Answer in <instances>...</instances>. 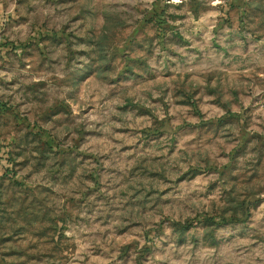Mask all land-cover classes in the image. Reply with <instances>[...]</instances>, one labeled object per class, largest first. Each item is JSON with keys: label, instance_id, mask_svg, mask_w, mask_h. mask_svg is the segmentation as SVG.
<instances>
[{"label": "rangeland", "instance_id": "rangeland-1", "mask_svg": "<svg viewBox=\"0 0 264 264\" xmlns=\"http://www.w3.org/2000/svg\"><path fill=\"white\" fill-rule=\"evenodd\" d=\"M0 264H264V0H0Z\"/></svg>", "mask_w": 264, "mask_h": 264}]
</instances>
